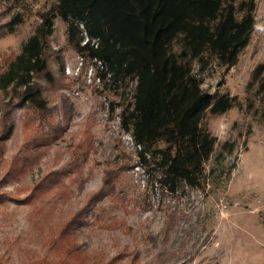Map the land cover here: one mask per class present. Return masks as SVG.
Instances as JSON below:
<instances>
[{"label":"rangeland","instance_id":"1","mask_svg":"<svg viewBox=\"0 0 264 264\" xmlns=\"http://www.w3.org/2000/svg\"><path fill=\"white\" fill-rule=\"evenodd\" d=\"M254 2L255 26L236 64L203 72L193 64L202 87L234 105L205 113L202 125L216 139L205 183L176 196L136 165L118 110L109 111L112 97L99 93L91 62L75 74L67 24L54 20L50 44L64 58L54 123L20 107L4 122L11 133L0 143V264H264V117L247 107L252 72L264 63V0ZM53 4L0 0V22L23 17L0 38V71ZM106 171L113 188L95 199Z\"/></svg>","mask_w":264,"mask_h":264},{"label":"trees","instance_id":"2","mask_svg":"<svg viewBox=\"0 0 264 264\" xmlns=\"http://www.w3.org/2000/svg\"><path fill=\"white\" fill-rule=\"evenodd\" d=\"M53 1L0 71V92L7 95L0 101V143L11 133L4 122L12 107L31 108L53 122L52 102L64 87V58L50 44L59 18L82 60L100 62L99 93L112 97L109 111L118 110L121 131L140 146L136 165L151 184L171 196L200 188L216 143L202 120L207 111L225 113L234 100L209 94L193 64L200 72L236 64L255 26L254 0ZM22 20L15 13L0 22V38ZM250 83L254 92L247 107L264 117V63L254 68ZM114 179L112 171L104 173L95 199L112 190ZM73 249L79 253V246Z\"/></svg>","mask_w":264,"mask_h":264},{"label":"built area","instance_id":"3","mask_svg":"<svg viewBox=\"0 0 264 264\" xmlns=\"http://www.w3.org/2000/svg\"><path fill=\"white\" fill-rule=\"evenodd\" d=\"M80 27H82V25H80ZM85 40H86V39H85ZM93 62L96 63L95 66L93 65V67H94V69H93V70H94V79L98 82L97 68L100 69V62H98V61H96V60H93ZM82 63H83V60H82V58L79 56V63H78V66H76L75 74L78 73V70L80 69V65H82ZM67 69H68V70H67ZM66 71H68V73L71 72L70 69H69L68 67L66 68ZM117 120H118V124H119V119H118V117H117ZM125 134L128 136V138H129V140H130V142H131V145H132L133 149H135V153H136V151L140 150V146L137 145V144H135V143L133 142V139H132V137H131L129 134H127V133H125Z\"/></svg>","mask_w":264,"mask_h":264}]
</instances>
